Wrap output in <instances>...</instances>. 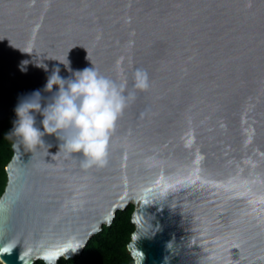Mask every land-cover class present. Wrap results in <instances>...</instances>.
Masks as SVG:
<instances>
[{"label": "water", "instance_id": "obj_1", "mask_svg": "<svg viewBox=\"0 0 264 264\" xmlns=\"http://www.w3.org/2000/svg\"><path fill=\"white\" fill-rule=\"evenodd\" d=\"M66 58L135 99L104 166L84 168L55 135L12 148L0 259L32 264L42 247L87 243L132 203L133 264H264V0H0V120L13 129L22 97H50L54 67L71 78ZM138 69L145 90L133 88Z\"/></svg>", "mask_w": 264, "mask_h": 264}, {"label": "clouds", "instance_id": "obj_2", "mask_svg": "<svg viewBox=\"0 0 264 264\" xmlns=\"http://www.w3.org/2000/svg\"><path fill=\"white\" fill-rule=\"evenodd\" d=\"M60 62L73 73L72 77L63 78L61 69L56 66L44 87V91L53 93L50 97H44L36 90L19 100L15 108L17 120L8 133L9 139L16 138L12 148L20 151L23 146L24 150L33 152L38 146L45 145L43 137L46 134L55 135L60 141L59 152L79 154L84 168L104 166L108 163L117 121L135 99V91H129L125 82L102 74L94 65L73 72L67 58ZM28 63L27 60L21 62V71H26ZM37 67L48 71L46 64L38 63ZM54 86H57L55 92ZM148 86L147 73L138 69L133 88L145 90ZM37 114L43 117L40 122L43 130L36 126ZM85 243L74 240L58 247H42L36 259L43 260L44 264H57L61 257L71 259L70 254H76Z\"/></svg>", "mask_w": 264, "mask_h": 264}, {"label": "trees", "instance_id": "obj_3", "mask_svg": "<svg viewBox=\"0 0 264 264\" xmlns=\"http://www.w3.org/2000/svg\"><path fill=\"white\" fill-rule=\"evenodd\" d=\"M12 130L8 117L0 120V194L3 191L6 172L5 165L12 155L13 138L8 133ZM133 204L124 209H118L109 225L103 224L101 229L93 234L84 246L82 253L65 260L63 257L57 264H133V259L127 249L134 224L131 222ZM32 264H44L36 259Z\"/></svg>", "mask_w": 264, "mask_h": 264}, {"label": "bare ground", "instance_id": "obj_4", "mask_svg": "<svg viewBox=\"0 0 264 264\" xmlns=\"http://www.w3.org/2000/svg\"><path fill=\"white\" fill-rule=\"evenodd\" d=\"M0 261L3 263V264H6L5 262H3L1 259H0Z\"/></svg>", "mask_w": 264, "mask_h": 264}, {"label": "rangeland", "instance_id": "obj_5", "mask_svg": "<svg viewBox=\"0 0 264 264\" xmlns=\"http://www.w3.org/2000/svg\"><path fill=\"white\" fill-rule=\"evenodd\" d=\"M128 204H131V203H128ZM132 257V256H131ZM133 259V258H132ZM0 264H3L1 261H0Z\"/></svg>", "mask_w": 264, "mask_h": 264}]
</instances>
